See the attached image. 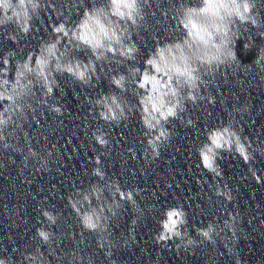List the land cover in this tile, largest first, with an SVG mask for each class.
I'll use <instances>...</instances> for the list:
<instances>
[{
	"label": "water",
	"instance_id": "water-1",
	"mask_svg": "<svg viewBox=\"0 0 264 264\" xmlns=\"http://www.w3.org/2000/svg\"><path fill=\"white\" fill-rule=\"evenodd\" d=\"M182 2L149 0L145 21L132 36L140 49L134 63L141 68L157 43L183 34L177 31L175 19L179 10L176 5ZM51 3L55 7L46 4V11H41L38 19L33 20L32 31L27 36L19 34L12 24L0 28V57L11 48L22 59L41 41L55 38L52 28L58 23V10L67 5L66 23L75 24L83 15L82 8H91L99 0H51ZM256 3V11L264 18V0ZM19 11L23 13L22 8ZM9 31L18 33L16 43L6 38ZM261 33H264V23L255 28L247 25V32L241 29V37L235 43L237 60L206 77L207 84L201 87L200 93L204 99H198L195 104L189 101L179 119L169 120L167 126L174 134L155 158L151 157L150 149L145 151V128L138 106L119 126L105 123L97 112L95 98L101 93L117 91L111 84L109 69L124 71L126 65L101 62L104 71L100 73L98 66L100 79L90 86L59 75V87L54 95L44 97L48 104L34 101L22 128L13 126L12 146L5 149L0 143V257H10L15 264H26L24 254L39 247L49 264H70L73 251L82 256L79 264H88L89 257L92 264H264V72L254 64L259 51L264 54ZM248 42L250 47L245 48ZM73 54L82 59L91 55L87 49ZM35 71L41 76L46 74L44 64H39ZM148 81L142 85L149 89L142 96V102L143 111L151 118L165 109L166 97L157 77L149 74ZM123 94L130 105L137 103L135 92ZM52 104L59 105L62 112L55 113ZM243 105L248 106V112L242 111ZM188 119L193 121L191 125ZM228 121L252 142L250 150L254 159L245 163L235 152H224L217 161L222 175H217L202 166L198 151L206 141L207 132ZM97 128L108 134L109 145L102 147L94 140L92 133ZM229 134L230 129L220 130L213 144L204 149L209 165L213 151ZM17 145L22 149L20 152L15 151ZM29 147L37 151V157L28 154ZM128 148H133L135 155ZM49 151L51 157L45 170L40 167L39 157ZM96 156H100V167L106 172L107 180L115 177L122 189L139 190L138 195L134 193L137 207L125 202L110 221L114 245L111 248L98 242L97 234L81 227L68 203V197L77 188L87 187L99 179L92 175V169L97 166ZM217 186L226 188L232 199L217 195ZM177 205L187 212L185 227L200 241L197 245L177 248L179 240L175 238L166 243L156 242L155 234L161 230L160 220L165 210ZM43 209L59 214L55 225L42 217ZM229 211L237 216L235 240L227 230L225 238L217 236L214 243L197 235L195 229L209 222L223 226ZM165 224L170 226L171 220ZM41 226L56 234L47 245L36 234Z\"/></svg>",
	"mask_w": 264,
	"mask_h": 264
},
{
	"label": "clouds",
	"instance_id": "clouds-1",
	"mask_svg": "<svg viewBox=\"0 0 264 264\" xmlns=\"http://www.w3.org/2000/svg\"><path fill=\"white\" fill-rule=\"evenodd\" d=\"M46 4L55 7L51 0H16L15 4L12 0H0V28L12 24L19 30V34L27 36L32 31L33 20L38 19L41 11H46ZM148 4L149 0H99L91 8L83 7V15L75 24L66 23V5L65 9L56 12L58 23L52 28L54 39L41 41L36 49L29 51L22 59L17 58L15 49L6 50L0 57V143H3V147L7 149L12 146L13 126L16 129L22 128V122L27 119L34 101L48 104V99L44 97L54 95L59 87V75L70 76L79 84L90 86L94 80L100 79L98 66L100 73L104 71L101 62L106 65L111 61L126 65V68L124 71L109 69L111 84L117 91L101 93L95 98L98 115L105 123L119 126L128 118L132 109L138 106L141 123L145 128V151L150 149L152 158L159 157L161 148L174 134V130L167 126L169 120L179 119L181 113L186 112L189 101L195 104L198 99H204L200 93L201 87L207 84L206 77L214 75L225 64L230 67V62L237 60L235 43L241 37V29L247 32V25L255 28L264 23V18L256 11V0H183L176 5L179 10L175 13L177 31L183 34L177 39L157 43L154 51L144 59V67L141 68L134 63L140 49L132 36L139 32L144 23L145 7ZM21 8L22 14L19 11ZM260 35L264 36V33ZM17 36L15 31H9L6 38L16 43ZM250 42L245 44V48L250 47ZM83 49L91 53L87 59L73 54ZM261 61H264V54L259 51L254 64L264 72ZM39 64H44V76L35 71ZM149 74L162 82L166 97L165 109L151 118L143 111L142 102V96L149 91L147 87H142L149 83ZM129 91L136 93L137 103L130 105L123 94ZM208 99L212 102L211 96ZM51 107L57 114L62 112L57 104ZM248 110L247 105L242 106L243 112ZM187 123L191 125L193 121L188 119ZM222 129H230V134L226 141L215 148L209 165L203 155L204 149L213 144L215 134ZM92 135L102 147L111 143L108 134L99 128ZM252 147L248 137L228 121L207 132L206 141L199 147L198 154L206 170L222 175L217 162L222 153L235 152L247 163L254 159L250 150ZM21 150L17 145L15 151ZM128 151L135 155L133 148H128ZM27 152L31 157L38 156L37 151L31 147ZM50 157V151L40 156V167L47 170ZM95 162L97 166L92 169V175L99 179L87 187L77 188L75 194L68 197V203L78 216L81 227L97 234L98 242L102 241L111 248L114 245L109 231L110 221L125 206V202L137 207L134 193L138 195L139 190L122 189L115 177L107 180L106 172L100 167V156L95 157ZM24 164H28L27 158ZM216 194L232 199L227 189L220 186H217ZM42 217L48 224L55 225L59 214L43 209ZM227 217L223 226L209 222L204 227H197V235L204 241L214 243L217 236L224 239L227 230L235 240L237 216L229 211ZM168 220H171L170 226L165 224ZM187 222V212L182 206L167 208L160 220L161 230L155 234L156 242L166 243L175 238L179 240L177 248L197 245L200 241L186 230ZM132 223L135 224L136 220ZM36 234L44 245L56 235L50 228L43 226L36 229ZM81 259V254L73 251L70 264L72 261L79 264ZM24 260L26 264H49L48 257L44 256L39 247L26 252ZM0 264L15 262L10 257H0ZM88 264H92L90 257Z\"/></svg>",
	"mask_w": 264,
	"mask_h": 264
}]
</instances>
